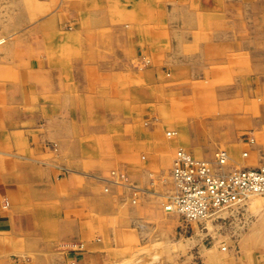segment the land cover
Segmentation results:
<instances>
[{"label": "crops", "instance_id": "1", "mask_svg": "<svg viewBox=\"0 0 264 264\" xmlns=\"http://www.w3.org/2000/svg\"><path fill=\"white\" fill-rule=\"evenodd\" d=\"M216 3L40 0L18 16L10 10L8 23L0 18L6 42L0 50L38 53L30 79L28 72L4 63L0 72H12L0 84L13 90L40 76L35 98L0 94L6 97L0 107V264H42L60 253L69 264L113 262L116 250L142 237V221L154 214L156 202L130 206L117 188L105 192L103 187L112 185L104 178L109 161L152 168L159 152L160 162L171 167L165 123L179 131L177 144L196 158H210L224 146L231 155L224 171L242 162V168L257 167L253 153L240 158L250 143L235 140L251 126L254 98L264 94V0H238L236 9L221 14L227 22L220 20ZM254 8L259 18L253 19ZM236 13L243 19L238 23ZM162 66L174 71L171 78L162 76ZM188 70L194 80L187 82L186 93L175 95ZM156 90L192 100L183 110L191 112L194 138L183 133L180 120L140 127V106L133 103L147 91L155 100ZM34 99L40 103L25 107ZM126 116L132 126L125 125ZM142 149L148 150L144 157ZM93 152L95 159L89 157ZM134 177L139 184L148 181L145 174ZM257 248V264H264V244Z\"/></svg>", "mask_w": 264, "mask_h": 264}, {"label": "rangeland", "instance_id": "2", "mask_svg": "<svg viewBox=\"0 0 264 264\" xmlns=\"http://www.w3.org/2000/svg\"><path fill=\"white\" fill-rule=\"evenodd\" d=\"M237 1L217 0L215 10L220 15V20L228 21L226 19L227 16H222L221 14L225 15L229 7L236 9ZM212 4L213 2L209 5L212 7ZM38 6H40V0H0V18L7 20L10 10H12V15L15 17L20 14L21 9L27 8L29 11H32ZM240 6L238 5L239 8ZM189 11L191 10L189 9ZM191 13L196 14L197 8L192 9ZM256 14V9L254 8L252 12L253 19L259 18L260 15ZM236 17V23L239 20H243L241 17L239 18L237 13ZM259 30V28L256 29V31ZM2 42L3 39L0 38V43ZM5 43L0 44V46ZM27 49L23 53H5L3 52L4 50H0V52L2 51L0 66L6 63L7 66H14V70L20 71L23 69L28 73L31 72L33 56L38 53ZM147 63L148 60H145L141 69ZM6 65L4 64V66ZM137 70L139 71V69ZM161 71L163 73L162 76L165 78H171L172 73H174L172 69L163 66L161 67ZM10 72L12 71H1L0 78H10L11 75L7 76L6 74H10ZM30 75L29 73V79L31 78ZM187 75L188 80L184 85H178L177 94L175 95L187 92L189 87L187 82L193 81L195 76L191 70L187 71ZM10 87V85L0 84V94L5 95V92L11 93V91L16 93L24 92L27 96L30 95L35 98L40 95V76H33L30 83L23 87L15 85L13 86V90H10ZM226 89L227 86L221 87V90ZM5 96L0 99V107L5 103ZM149 96V91L142 92V99L138 102L139 104L137 102L133 103L140 106V110L136 111L140 118V127H157L160 126V122L165 123L166 121L180 120L183 123V133L188 137H195L196 133L191 131L192 128L189 126L190 119L192 118L191 112L183 110L186 109L185 105L191 103L192 100H184L181 95L173 98L169 93L162 94V92L158 91L155 100H149ZM151 96L154 97L153 95ZM25 103V107L27 105L30 107L29 104L40 102L34 99ZM128 118L130 117L126 116L125 125L132 126V121ZM247 119L251 121V126L245 132L238 133L237 140L235 141L243 144L241 140L243 139V141L250 143L244 145L243 150H240L241 161L247 160L250 153H253L257 158L255 165L259 166L264 162V94L261 98H254L253 111ZM163 127L165 128V138L172 143L170 158H173L176 149L181 148L176 142L180 134L178 130L166 123L163 124ZM0 129L3 130L4 127L0 126ZM166 130L171 131L172 135L167 136ZM211 133L201 136L204 139L211 138ZM141 143L143 147L145 145L144 140ZM220 150L225 151L230 158L231 155L224 146L216 147L210 158H198L212 162L215 158V153ZM145 152L148 153V150H141V157H144ZM246 153H248L247 156H244ZM157 155L156 165L152 168H147L144 165H138V163L133 162L131 164L127 161H113V158L109 161L108 171L104 175V178L109 181H117L118 183L110 182L112 185L104 186L103 190L105 192H110V187L112 186L117 188L118 195L120 194L119 197L123 199L122 202L130 206H136L141 200H153L156 202V207L151 209L155 211L154 214H151V216L146 214L148 218L142 221V237L138 238L133 244L116 250L115 260L109 264H257L261 257L259 255L256 256L254 251L257 249V253H260V249L257 246L264 244V197L259 195L249 196L250 198L246 199L241 205L225 211L222 215V220L183 222L176 213H169L164 209L165 195L171 190L172 183L166 177L164 179L161 178V175L167 173L170 162L168 165L162 164L159 159L160 153L158 152ZM89 157L95 159L98 156L93 152ZM242 163L241 165L235 164L234 168H242ZM227 164L231 165L230 159H228ZM143 174L147 176L148 181L142 184L137 183L134 176ZM258 211H261L259 218L257 216ZM61 254H58V258L56 259L43 260L42 264H69Z\"/></svg>", "mask_w": 264, "mask_h": 264}, {"label": "built area", "instance_id": "3", "mask_svg": "<svg viewBox=\"0 0 264 264\" xmlns=\"http://www.w3.org/2000/svg\"><path fill=\"white\" fill-rule=\"evenodd\" d=\"M166 134L171 136L172 132ZM228 159L223 150L209 162L177 148L170 170L161 175L172 183L165 195L164 209L176 213L183 222L222 220L225 211L241 205L250 195L264 197V162L257 167L224 171Z\"/></svg>", "mask_w": 264, "mask_h": 264}, {"label": "bare ground", "instance_id": "4", "mask_svg": "<svg viewBox=\"0 0 264 264\" xmlns=\"http://www.w3.org/2000/svg\"><path fill=\"white\" fill-rule=\"evenodd\" d=\"M250 197H251V195H250ZM250 197H249V198H250ZM249 198H248V199H249ZM257 201H258V200H257ZM252 202H254V201H252ZM257 204H259V203L257 202ZM251 205H252V204H251Z\"/></svg>", "mask_w": 264, "mask_h": 264}]
</instances>
